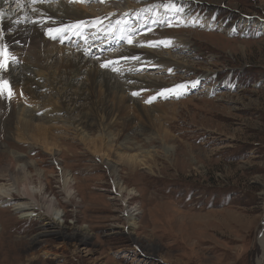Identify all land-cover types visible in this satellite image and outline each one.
Instances as JSON below:
<instances>
[{"label":"rangeland","instance_id":"374dc122","mask_svg":"<svg viewBox=\"0 0 264 264\" xmlns=\"http://www.w3.org/2000/svg\"><path fill=\"white\" fill-rule=\"evenodd\" d=\"M167 1L183 4L189 18L171 26L160 22L148 34L131 33L135 28L129 27V36L138 39L135 36L140 34L142 40L149 35L146 38L152 42L167 41V46L141 48L164 53L165 57L170 53L191 68L186 71L172 67L165 73L164 65L154 68L152 64L146 69H133L132 76L140 82L127 83L130 87L136 82L157 81L164 88L136 90L138 95L129 92L131 102L125 94L114 96L111 90L102 88L96 71L81 76L77 90L84 84L88 99L81 103L85 107L82 112L93 123L102 125L104 132L92 127L83 135L77 124L71 125L69 121L81 117V109L69 117L53 112L49 118L65 117L69 123L36 122L52 127L49 133L55 135L60 147L56 156L45 153L40 145L22 139L15 127L22 111L58 109L56 92L61 86L56 84L54 91L50 89L47 72L42 69L35 72L36 81L44 88L39 92V102L21 88L10 87V98L7 91L0 95V145L7 142L5 128L12 114L15 124L6 147L29 156L45 172L46 195L54 200L55 195L65 208H59L55 223L89 237L67 251L47 235L41 239L46 244L34 245L32 238L41 229L44 233L50 230L45 219L32 211L14 213L12 206L0 207V264H256L260 255L257 237L264 218V0ZM115 3L113 7H79V11L95 17L110 11L113 14L126 5L124 0ZM52 6L41 9L53 13ZM143 15L148 21L149 16ZM151 21L155 24L159 19ZM105 29L109 31L110 27ZM168 36L188 40L190 47L184 51L176 40L170 49L172 39ZM99 38L104 40L102 36L96 40ZM105 43L98 44L97 49ZM99 51L102 57H91L96 63L102 62L109 50ZM127 63L125 66L131 68L135 65L133 61ZM112 67L110 63L108 71ZM179 84L186 85L179 95L165 92ZM151 97L155 99L146 103ZM162 108L168 112L163 114ZM43 116L38 114L39 118ZM99 136L103 137V146ZM95 148L102 149L106 160L103 155H95ZM119 155H125L122 162L118 161ZM132 156L141 161L134 171L126 163ZM110 164L118 167V181L137 192L133 200L122 201L120 188L114 185L116 178L108 169ZM67 173L75 175L74 187L79 192L71 202L61 183L62 175ZM63 210L66 215L60 219ZM129 213H134L131 223ZM10 242L12 247L7 249L4 245Z\"/></svg>","mask_w":264,"mask_h":264},{"label":"bare ground","instance_id":"6f19581e","mask_svg":"<svg viewBox=\"0 0 264 264\" xmlns=\"http://www.w3.org/2000/svg\"><path fill=\"white\" fill-rule=\"evenodd\" d=\"M14 2H16L15 6H13ZM124 3L126 5L123 10H120V8L115 9V13L119 14L117 18H111L110 23L109 21H105L106 24L103 27L104 29L106 27H110L109 31L104 30L101 35H99V32L90 35V42L95 41L98 35L104 37V40L109 41L108 43H105L104 45L99 47L102 52L104 48L111 49L115 48L114 46H119L123 43H126L127 38L131 33H147V31L152 29L154 25L158 26L161 21H165L166 19H168V21L174 22L176 20L180 21L189 18V12L187 13L184 5L178 4L177 2L170 3V1L167 0H124ZM167 4H174L176 8H182L183 11L178 12L173 8L165 7V5ZM2 6L5 7L1 9ZM8 6L9 8L7 9ZM11 7H14V9H11ZM57 7L60 8L59 11L62 14L58 12L59 8L57 9V12H55L56 9L52 6L50 10H52L53 13H50L48 11V8H44H46V13H50L51 16L63 19L64 21H85L91 17L83 14L82 8L80 12L79 7H68L64 2L59 4ZM33 13L32 0H4L3 2H0V47L2 49H6L7 54L9 52H12L10 53V63L8 64V66H6L4 70L0 69V80L7 81V84L10 83V85L8 84V88H21V90L23 92L25 91V93L29 96L31 95V97L33 96L34 98H36V102H39V98L41 97V95H39L41 93L39 92L43 91L44 89L41 85H39V82L36 81L35 72L37 70L43 69L47 72L46 81L49 82V87H51L50 89H53L54 91L56 89V84L61 86L57 92L55 91L58 100L60 101V107L58 109H55V107L51 108L52 110H50V112H42L39 109H28L26 111H22V119L19 120L17 127H15L22 139L32 142L34 145H40L39 147L45 153L56 156V150L60 147L57 143L58 141L56 137H54L55 135H51L49 133L52 127H47V125L45 126L43 124H50L52 122H58L61 120H63V122H68L66 121L65 117H56L55 119L49 118V115H53L54 113H58L61 115L66 114V117H69L73 113L81 109V117L79 116V118H75L76 121H69L71 125L75 126L77 124V128H80V131L83 130V135L84 132L90 131L88 130V128L92 127H99V131L104 132L105 128H101L102 125L93 123L92 119L88 118L87 114L82 112L83 105L81 103L86 102L88 99L87 95L84 92L85 85L83 84L81 88H78V91L77 84L81 76L84 77L87 72L96 71L99 75L98 81L102 85V88H105L109 91L111 90L114 96L119 94H121L122 96L125 94L126 100L131 102L133 101V99L132 96L129 95V92L133 94L135 92H139L136 90H141L144 88H150L151 90L162 87L164 88V85H161L157 81H145L139 84L140 79L132 76L134 70L130 66H125V64H130L127 63V61L132 62L133 60H137L133 59V57H138V59L140 58V60L144 61V63L139 62L136 64V66L139 65L138 68H140V66H145L144 69H146L149 66L152 67V64H154L155 66H160V64H162L164 65V67H166L163 70V72L165 73L169 72L172 67L183 70L186 69V71L191 68V66L187 65L186 61L180 62V58L174 57L170 53H168L169 57H165L164 55H162L164 53L160 54L155 53L149 49H139V47H142V45L146 46L148 41L153 40L151 38H146L149 35L144 37V39L142 40L132 38L134 46H121L120 49H117L116 54L112 58H110L111 55H108L107 58L104 57L102 62L96 63L93 60L97 58L96 54L100 53V51L98 52L97 47H95L96 51H89L87 49L79 50L78 48H68L66 46H63L64 41L55 42L44 39L39 26L33 22L34 20L32 21V19H39L37 21H42V19L40 18L41 16H37L35 15V13ZM143 13L149 16L148 21H146V19L143 20ZM151 19H159V21L152 25ZM192 20L193 19L191 17L189 21ZM202 24L206 26L210 25L207 22H202ZM92 25L97 26L98 24L97 22L92 20V23H90V25L87 27V30L91 29ZM129 27H133L135 29H133V31H131L130 33V29L128 30ZM101 29L102 28L98 30ZM161 34H163V32H161ZM112 36H115L114 39H110V37ZM168 37L172 39L171 46H168L171 49L174 46V42L178 39H175L171 36ZM101 39L102 38H99L96 42L100 41ZM166 39L168 40V38ZM60 43L62 45H60ZM190 43L191 42L188 40L179 39L177 45H179L182 50L186 51L188 47H190ZM157 46H159V44H157ZM91 57H93L94 59ZM98 59L99 58H97V60ZM109 62H111L114 66L112 67V70L110 69L111 71L101 69L102 64L108 63L110 65ZM65 65L69 66V69H65ZM113 69H115V71ZM69 70L70 72H68ZM17 71H19V73L14 74ZM64 77L66 80H63ZM37 79L40 80L39 78ZM138 80L139 82L135 83H138V85L134 84L130 87V85L127 84ZM120 82H125L126 84L124 83L122 84V86H119ZM74 87H76L75 90L77 91H74ZM121 96L120 98H122ZM51 105L54 106L53 104ZM6 107L7 105L4 104V108ZM123 108L125 107L123 106ZM162 111L163 114H166L167 109L162 108ZM38 114H41L42 116L46 114V116H43L42 118L40 117V119L38 117ZM39 121L43 122V124L37 125L36 122ZM14 124V116L10 114L5 128L9 135L6 136V143H8L9 145L11 143L8 142V140L11 139L10 131H12V128L14 129ZM102 136L98 137L101 146H103L104 142ZM6 143H4V145H0V167L2 166V163L4 165L0 168V207L5 208V206H12V212L14 213L22 212L25 210L32 211L31 214L45 219L46 222L44 224H47L50 230L47 233H44L42 232L43 229H41V232H39L35 237L33 236L34 238H32V243L34 245L46 244L45 242L41 241L42 237L46 235L48 237H52V240H58L57 242H59L60 248L62 250L64 249L65 251H67L69 246L79 247L81 243H85L86 241H88L89 237L85 234H80V232L78 231L69 232L60 224L55 223L54 219L57 215L56 213H59V208H63V204L61 205L62 202H60L59 198H57L55 195V200L52 199L51 196L48 197L46 195L47 180L44 176L45 172L39 170L37 168L36 162L29 160V156H24L8 149L6 147ZM94 144H97V141H95ZM101 148L94 149L95 155H97V157L99 155H103L102 159L106 160L105 154H102L101 152ZM143 153L146 154V157H151V155H149V152ZM124 157L125 155H119L118 161L122 162ZM126 163L127 167L130 170L134 171L136 168H138V165L139 163H141V161H138L137 156H132L126 161ZM32 168L35 169L34 173L31 171ZM108 169L110 170L112 177L116 178L114 185L120 188L119 193L124 203L137 197V192H135L134 190H128L124 187L123 184H121L120 181H118L119 171L118 167L115 164H110L108 166ZM62 176L63 177L61 183L63 193L66 195V199L71 202L73 196L79 193L78 191H76L78 189L74 187L75 185H77V179L76 177L74 178L75 175L72 176L71 173H67ZM33 186L35 188H39V190L33 189ZM62 215L63 217H61L60 219H64L66 215L65 210H63ZM132 220H134V213H129L130 223ZM261 224L262 226L257 237V245L260 249V255L257 258L256 264H264V218L262 219ZM12 227L13 225L10 227V229ZM0 228H3L1 220ZM8 231L10 232V230ZM7 236L8 238L10 237V239L13 238L12 235L8 234ZM4 246L7 249H10L12 247V244L10 242Z\"/></svg>","mask_w":264,"mask_h":264},{"label":"snow or ice","instance_id":"6c2138e0","mask_svg":"<svg viewBox=\"0 0 264 264\" xmlns=\"http://www.w3.org/2000/svg\"><path fill=\"white\" fill-rule=\"evenodd\" d=\"M32 2L36 3L37 0H32ZM41 2H42V0H41ZM77 2L83 3V2H86V0H77ZM165 7L173 8L175 11H178V12H182L183 11L182 8H176L174 4H167V5H165ZM125 15H127V14H125ZM33 22L35 23L36 21H33ZM97 23H99V21H97ZM161 23H163V21H161ZM84 26H85L84 22H80L79 24H73V25L62 27V28H49L47 30V34L49 35V37L51 39L56 40L58 36H61L62 33L66 32V31H69V30H74L75 34L79 35L80 34V30ZM169 26H171L170 23H169ZM61 42H63V40H61ZM127 42L129 44L133 43V40H132V38L130 36L127 38ZM157 44H163V45L167 46L168 42L167 41H159V42L148 41L146 46L156 47ZM142 46H144V45H142ZM0 56L4 57L3 60H0V68H5L6 64H7V61H8V56H7V53H6V49H0ZM133 59H138V57H133ZM109 63H111V62H109ZM108 66H109L108 63H105V64L101 65V67H108ZM113 70L115 71V69H113ZM193 86H195V85H193ZM185 87H186V85L179 84V85H176L174 89H166L165 92H176V94L179 95L180 91H182ZM4 91L8 92L9 98H10L12 93H11L10 89L8 88L7 81L0 80V95H3ZM133 95H138V93H133ZM159 95H164V93H160ZM154 99H155V97H151V98H149V100L146 101V103H151L152 100H154Z\"/></svg>","mask_w":264,"mask_h":264}]
</instances>
